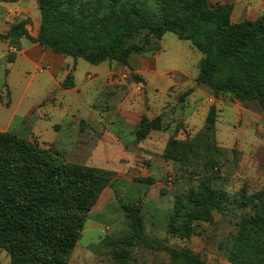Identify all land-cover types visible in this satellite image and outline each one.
I'll return each mask as SVG.
<instances>
[{
  "label": "rangeland",
  "instance_id": "1",
  "mask_svg": "<svg viewBox=\"0 0 264 264\" xmlns=\"http://www.w3.org/2000/svg\"><path fill=\"white\" fill-rule=\"evenodd\" d=\"M20 1L35 3L28 7L30 16L26 15L33 33L41 16L37 1ZM105 1L60 3L65 11L74 7L93 15ZM208 1L219 5L218 0ZM243 1L252 13L232 20L233 24L264 16V0ZM142 2L145 14L158 20L183 16L190 4L188 0ZM10 45L9 52L15 54L19 46ZM154 50L135 57L132 69L116 62L93 66L78 59V85L84 84L88 74L105 76L103 83L93 82L78 94H64L41 80V71L23 65L12 74L8 88L6 62H0V102L12 101V111L17 110L14 126L21 123L27 108L49 98L29 121L41 118V111L46 114L47 119L38 125L45 133L33 134L48 140L54 128L65 133L54 145L40 142L29 131L0 136L24 141L53 168H82L109 182L91 212L76 214L84 221V230L68 264L72 257L79 264H189L173 256L183 250L206 264H230V256L246 262L264 255V222L259 216L264 211L258 214L251 204L254 198L264 199V112L256 101L215 97L197 84L204 55L191 42L167 34ZM244 79L245 75L235 74V80ZM76 98L87 111L82 120L73 122L70 111L76 110L72 105ZM212 107L216 109L213 133L206 123ZM156 121L157 131L150 127ZM198 140L211 149L201 148L185 160L190 145ZM1 146L12 158L16 145L8 140ZM205 187L222 199V209L199 203ZM125 207L142 219L141 239ZM8 262L9 255L0 250V264Z\"/></svg>",
  "mask_w": 264,
  "mask_h": 264
},
{
  "label": "trees",
  "instance_id": "2",
  "mask_svg": "<svg viewBox=\"0 0 264 264\" xmlns=\"http://www.w3.org/2000/svg\"><path fill=\"white\" fill-rule=\"evenodd\" d=\"M19 1L0 0L6 4ZM36 1L41 15L37 38L30 35V23L25 20L0 34V43L10 41L18 47L26 38L56 55L82 59L93 66L116 62L132 69L135 57L154 52L156 43L174 34L204 55L197 84L207 87L215 97L229 95L241 103L256 101L264 112V16L233 24V5H211L208 0H188L185 15L162 20L147 16L142 0H106L93 15L74 7L65 11L60 0ZM235 74L246 79L235 80ZM71 80L66 79L64 88L72 87ZM6 106H10L9 101ZM215 114L212 107L206 119L212 133ZM150 127L159 130L157 121ZM137 135L143 139L141 133ZM5 137L0 136L1 145L10 140L16 150L9 158L0 145V250L9 255L11 264H68L84 230V221L76 214L91 212L109 182L82 168H53L24 141ZM201 148L211 149L198 140L190 145L185 160ZM204 193L199 201L202 206L223 208L214 191L205 187ZM254 200L251 204L256 212H263L264 199ZM125 209L141 239L142 219L132 208ZM259 216L264 222V215ZM171 229L177 233L173 226ZM173 256L189 264H206L189 250ZM229 263L264 264V255L246 262L230 256Z\"/></svg>",
  "mask_w": 264,
  "mask_h": 264
},
{
  "label": "crops",
  "instance_id": "3",
  "mask_svg": "<svg viewBox=\"0 0 264 264\" xmlns=\"http://www.w3.org/2000/svg\"><path fill=\"white\" fill-rule=\"evenodd\" d=\"M217 3L219 5L224 4H231L234 7L233 14H232V20H238L242 15L244 14H251L252 9L249 5H247L243 0H218ZM33 4V5H32ZM28 7H35V3L29 4L28 1H20L18 3L13 4H6L3 2H0V34H6L14 25L20 23L21 21L28 20V17L30 16V12L28 10ZM34 9V8H33ZM34 11V10H33ZM263 11V9H262ZM35 13V11H34ZM37 21V27L36 30L32 33L31 32V25L29 24L27 26V30L29 31L30 35L33 38H37L38 31L40 27V16L38 15L36 18ZM10 45L9 41L1 42L0 43V62L5 61L4 69H6V76L5 80L7 82L6 86L9 88L11 85V80L14 75V71H18V68L20 65L25 66L28 68V66L33 67L35 70L41 71L40 74L43 76L41 77V80H45L49 84H52L54 87L61 89L64 94H74V93H80L82 90H87L90 88V86L94 83H103L102 79L105 78V76H99L97 78V74L91 75L88 74L84 84L78 85L76 83V75H77V60L73 59L74 61H70V57H64L54 54L53 52L42 48L38 44L31 43L26 38H22L19 41V49L15 54H12L9 52ZM36 50H41L40 53L37 55L35 54ZM156 69H157V62H156ZM157 71V70H156ZM68 76L72 77V87L70 89L64 88V83ZM118 84V82H116ZM5 86V87H6ZM25 94V93H24ZM49 99V98H48ZM46 100L45 102H42L41 104H36L34 107H31L30 109L27 108L24 113L21 115V123L15 127L14 121L17 117V110H13V103L11 101L10 106L7 107L6 103L0 102V133H26L29 131V133H45L44 131L40 130L38 128V125L41 124L42 120H46V114H44L41 111V118H35L34 121H30V117L32 116V112L40 110L45 106L46 103H48L49 100ZM76 102L72 105L76 107V110H69L70 115L72 116L73 122L76 120H82L84 118V114L87 110H84L81 108V104L79 103V100L76 98ZM85 105L86 103L83 102ZM52 105H56L55 103H52ZM57 109V108H56ZM55 109V110H56ZM58 112V109L56 110ZM85 112V113H84ZM93 112V109L91 108L88 110V116H90ZM84 113V114H83ZM36 122V123H35ZM30 124V125H29ZM59 127V126H56ZM64 129L56 130L54 128V131L51 132L53 134L50 135L48 140H45V138H42L40 136L34 135L36 138L39 139L40 142L46 143L49 145H54L58 143L60 137L65 134L63 133ZM75 254V253H74ZM6 264H11V262H8ZM70 264H79L75 263V258L72 257V260Z\"/></svg>",
  "mask_w": 264,
  "mask_h": 264
},
{
  "label": "built area",
  "instance_id": "4",
  "mask_svg": "<svg viewBox=\"0 0 264 264\" xmlns=\"http://www.w3.org/2000/svg\"><path fill=\"white\" fill-rule=\"evenodd\" d=\"M13 51V49H11Z\"/></svg>",
  "mask_w": 264,
  "mask_h": 264
}]
</instances>
